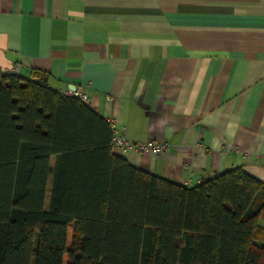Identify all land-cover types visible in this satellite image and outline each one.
<instances>
[{
    "label": "crops",
    "instance_id": "obj_1",
    "mask_svg": "<svg viewBox=\"0 0 264 264\" xmlns=\"http://www.w3.org/2000/svg\"><path fill=\"white\" fill-rule=\"evenodd\" d=\"M0 71L85 92L129 142L167 141L122 154L145 172L264 184V0H0Z\"/></svg>",
    "mask_w": 264,
    "mask_h": 264
},
{
    "label": "trees",
    "instance_id": "obj_2",
    "mask_svg": "<svg viewBox=\"0 0 264 264\" xmlns=\"http://www.w3.org/2000/svg\"><path fill=\"white\" fill-rule=\"evenodd\" d=\"M111 135L42 74L0 71V264H264L261 181L236 167L185 186Z\"/></svg>",
    "mask_w": 264,
    "mask_h": 264
},
{
    "label": "built area",
    "instance_id": "obj_3",
    "mask_svg": "<svg viewBox=\"0 0 264 264\" xmlns=\"http://www.w3.org/2000/svg\"><path fill=\"white\" fill-rule=\"evenodd\" d=\"M64 94L73 95L79 97L82 101L88 99V96L83 91H77L70 88H66ZM112 135L111 137V146L112 150L117 154H124L128 151L135 150L145 154H158L164 153L168 150L169 144L167 141H155V140H148L145 142H129L126 137L122 136L123 134L116 127L114 120H109Z\"/></svg>",
    "mask_w": 264,
    "mask_h": 264
},
{
    "label": "rangeland",
    "instance_id": "obj_4",
    "mask_svg": "<svg viewBox=\"0 0 264 264\" xmlns=\"http://www.w3.org/2000/svg\"><path fill=\"white\" fill-rule=\"evenodd\" d=\"M68 232H69V234H68L67 237H69V242H70V239H71L70 235H72L71 228H69V231ZM32 261H33V258L31 259L30 264H33Z\"/></svg>",
    "mask_w": 264,
    "mask_h": 264
}]
</instances>
